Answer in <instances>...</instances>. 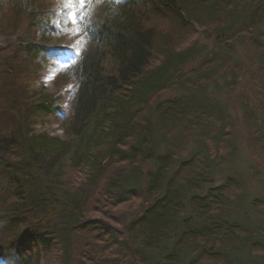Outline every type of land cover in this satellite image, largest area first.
Here are the masks:
<instances>
[{
  "label": "trees",
  "instance_id": "obj_1",
  "mask_svg": "<svg viewBox=\"0 0 264 264\" xmlns=\"http://www.w3.org/2000/svg\"><path fill=\"white\" fill-rule=\"evenodd\" d=\"M9 1L14 16L0 19L7 263L264 264V229L239 211L242 181L228 175L206 187L233 150L224 107L192 91L156 102L177 86L218 78L235 85L234 45L249 41L264 52V0H109L82 22L95 50L62 72L79 85L64 138L34 129L55 96L29 94L20 82L31 55L52 49L33 36L48 24L45 10L38 0ZM197 28L215 36L212 50L190 38ZM103 45L113 58L108 69Z\"/></svg>",
  "mask_w": 264,
  "mask_h": 264
},
{
  "label": "rangeland",
  "instance_id": "obj_2",
  "mask_svg": "<svg viewBox=\"0 0 264 264\" xmlns=\"http://www.w3.org/2000/svg\"><path fill=\"white\" fill-rule=\"evenodd\" d=\"M108 1L100 0L97 3L93 0L87 8H67L65 0H38L45 10L44 19L48 20V24L44 31H35L33 36L46 41L52 49L31 55V69L20 82L27 85L26 91L29 94H52L58 102L55 108L37 118L34 125L36 132H46L59 138L66 136V119L70 115L72 98L79 85L70 75L62 72L81 54L95 50L96 44L86 36L82 22L87 16L97 17ZM116 1L122 3L124 0ZM10 6L9 0H0V19L9 14L14 16L13 6ZM73 12L79 18V27L82 29L78 34H73L74 26L69 19ZM149 17L155 24L163 22L158 16L149 14ZM19 19L20 26H23L25 13ZM190 38L205 45L206 51L216 46L215 36L202 28H197ZM248 42L241 41L234 45L235 56L241 66V77L235 85L231 86L218 78L215 82L201 87L192 85L185 89L177 86L163 91L156 102L192 91L215 99L224 107L233 150L225 154L223 161L212 173L213 181L206 187L220 184L228 175L239 178L244 187L242 205L245 206V209L240 207L239 211L253 225L264 229V52L256 50ZM99 55L103 67L108 69L113 61L109 46L103 45ZM198 62L199 60L191 61L184 69H192ZM148 167L145 164L143 169L146 171ZM0 264H8L2 255Z\"/></svg>",
  "mask_w": 264,
  "mask_h": 264
},
{
  "label": "snow or ice",
  "instance_id": "obj_3",
  "mask_svg": "<svg viewBox=\"0 0 264 264\" xmlns=\"http://www.w3.org/2000/svg\"><path fill=\"white\" fill-rule=\"evenodd\" d=\"M95 2H100V0H95ZM93 3V0H65V7L73 8L79 6L80 8H87L89 4ZM71 24L74 26L73 34H78L82 29L79 27V18L76 13H70L69 16Z\"/></svg>",
  "mask_w": 264,
  "mask_h": 264
}]
</instances>
